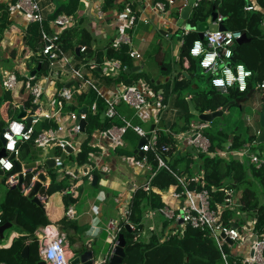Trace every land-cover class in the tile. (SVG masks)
Here are the masks:
<instances>
[{
  "label": "built area",
  "instance_id": "obj_1",
  "mask_svg": "<svg viewBox=\"0 0 264 264\" xmlns=\"http://www.w3.org/2000/svg\"><path fill=\"white\" fill-rule=\"evenodd\" d=\"M175 1L154 2L153 7L157 12H165L166 6H173ZM202 1L212 2L213 0H195L192 7L197 6ZM144 2L146 0H131V5H135L136 9L134 10L130 4L123 9L115 21L119 27L109 43V47L113 50H119L123 46L127 47L128 57L135 61L141 60L142 57L133 48L127 30L135 26L138 20V12L141 11ZM243 10L254 12L261 9L258 6V0H247ZM6 12L10 17L18 14L24 22L25 30L32 24L38 26L39 49L36 52L29 51L19 64L24 67L25 64L30 62L33 63L35 70L37 66H40V69L35 75L30 76V71L24 73L23 70L14 68V70L2 76L1 86L3 90L13 96L24 93V101H29V106L24 110L25 117L23 119H10L2 130L3 149L6 156L0 158V170L4 174L13 171V160L18 161L19 157V144L33 141L35 147L43 151L50 147H56L62 153H65V157L64 160L55 157L53 160L54 166L61 170L63 178L68 179L67 187L60 194L62 197H76L79 184L83 178L91 179L89 175L94 171L108 172L107 166L101 163V159L105 154L102 147H99V156L94 157L92 163L89 160L87 164L79 166L76 171L65 167L67 156L72 154L66 153L65 146H70L73 152H79L80 144L77 141L74 142V139L86 132L89 117L99 115L100 103L103 107L105 123L108 126H101L92 139L97 142L106 139L110 148L117 149L124 146L123 136L128 130L134 132L137 137L143 138L145 143L139 149L143 157L135 155L128 159L134 168L147 172L143 183L135 187V190H142L150 194L153 190L150 183L156 171L159 169L169 171L176 180L175 187L181 189L178 193L174 192L173 197L181 199L183 206L181 213L177 215L167 207L160 208L158 212L167 221L181 222L182 226L208 232L225 261L226 255L223 252L225 238L235 243L240 241V234L237 228L223 224L221 206L212 208L211 195L209 190L206 189L203 177L200 176L199 180L194 179L195 186L192 189L189 180L185 176H179L169 169L165 156L170 152V146L159 145L158 131L155 128L144 130L142 127L132 124L131 121L121 116L117 111L118 106L125 104L141 121H145L151 115V112H154V115L158 118L167 112L169 108L162 93L154 91L146 82L142 81L120 86L111 93L104 92L94 78L95 72L98 71L103 77H117L125 70V67H122L119 60L106 57L101 64L78 61L64 50L60 38L66 30L76 26V17L60 14L46 25L40 0H16L14 3L7 5ZM103 16L104 13L101 7L97 6L96 17L102 19ZM221 23H223V18L217 14L213 24L218 26ZM182 29L183 37L191 30L185 27H182ZM241 37L242 33L240 31L227 29L225 31H205L203 39L197 38L194 40L188 50L189 56L198 61L201 71L211 76L210 86L220 95L226 96L231 90H235L240 94H246L248 91L249 80L252 79L253 73L243 64L236 63L233 59L234 46ZM182 44L183 41L181 40L180 45L182 46ZM85 51L84 46L79 47L80 54L85 53ZM42 65L45 66L44 72H41ZM70 83L71 85H69ZM241 83H243V88ZM256 90L264 91V81L256 86ZM81 94L93 96L92 101L83 107L86 110L85 112H81V109L76 111H64L62 109L63 100L70 102L73 97L75 98ZM149 98L154 100L152 104L149 103ZM27 118H30L29 125L26 123ZM41 118L44 121L54 123L55 127L43 129L35 134L34 130L38 123L42 121ZM81 122H85L83 133L81 132ZM117 122H120V124H117ZM209 125L210 123L207 122H199L184 133L175 135L171 132L168 133L173 139L181 140L187 147L194 149L197 154L219 157L225 160H228L230 155L245 156L255 169L260 170L264 167V151L254 153L252 150V147L256 146L257 138L238 150L231 151L230 144H228L223 147L224 150L211 151L209 140L203 134L204 130L209 128ZM17 129L19 134H17ZM258 135L259 132L256 133V137ZM10 143H12L11 148L8 147ZM11 154L14 155L13 160L9 159ZM149 154H152L156 161V169H153L148 162L147 156ZM6 165H11V167H6ZM22 173L25 178L27 173L24 171ZM35 180L36 175L32 177L28 187H22L24 195L31 190ZM5 183L9 187H15L18 184V175L14 174L7 177ZM230 196L231 192L227 193L223 204L232 202ZM39 197L42 202L45 200V197L41 195ZM115 201L118 202V199ZM129 207L130 205L123 212L124 224H128ZM64 217L68 221L76 219V211L72 204L67 206ZM124 224L109 222V229L112 231L110 240L113 245L117 236L121 234ZM255 224L256 220L253 222V225ZM35 235L38 239L40 261L45 264H70L64 235L50 225L38 228ZM240 261L242 264H264V238L262 236L255 234V240L250 245V255Z\"/></svg>",
  "mask_w": 264,
  "mask_h": 264
},
{
  "label": "crops",
  "instance_id": "obj_2",
  "mask_svg": "<svg viewBox=\"0 0 264 264\" xmlns=\"http://www.w3.org/2000/svg\"><path fill=\"white\" fill-rule=\"evenodd\" d=\"M13 1L16 0H0V27H2V31L0 32L1 90L3 89L1 86V80L2 76L5 73L14 70V68L23 70L24 73L35 70L33 63L29 62L28 64H25L24 67L19 64L25 54H27L29 51L33 52V49L29 48V46L25 44L24 36L27 30H25L23 20L18 16V14H14L10 17L6 12L7 14L5 13L4 16L2 15V11L6 9L8 4L14 3ZM155 1L158 0H146V2L142 4L141 11L138 12V20L136 21L135 26L132 29L127 30V33L130 35L133 48L141 54L142 59L139 61H135L129 58L128 64L130 67H125V71L133 67H139L140 70L138 72L127 74H129V76L133 79L136 78L137 74H139L140 71H143L150 77V82L158 85L162 83H167L168 81L172 80L175 76H177L178 73L185 76L186 70L189 68L188 59L180 58V50L182 48V46L180 45V41L183 37L182 27L184 26L179 27L177 24L181 12H179V10L182 9L187 0H176L173 6H166L165 12H157L154 9L153 4ZM40 2L42 4L43 15L46 20V25L50 20L53 19L52 15L58 8L62 7L63 5L69 4L70 8L72 7L74 9L73 13L66 14L63 11L61 12V14L76 17V26H80L86 29V31L92 36L93 50H101L104 54L106 52L107 47L109 46V43L115 36L117 28L119 27V25L117 26V24L115 23L116 19L118 18L119 14L122 13L123 9L128 4H130L129 2H131V0H111L110 3H107L105 0H40ZM160 2L165 3L164 1ZM105 4L106 6L107 4L109 6L106 8ZM97 6H100L101 10L104 13L102 19H98L96 17ZM133 8L134 10L136 9L135 6H133ZM190 31L194 30L192 29ZM39 46H37V50L39 49ZM169 54L170 69L166 67L163 63L165 59H167V55ZM79 55L80 53L76 54V56ZM104 58L105 56L103 57V59ZM89 62L94 61L90 60ZM96 73L100 75L98 71ZM94 78L97 80L98 84L101 86L104 92L111 93L116 88H119L120 86H125L123 82H109L108 77H103L102 75L100 77L94 75ZM162 87L157 88V92H160L161 90L163 91ZM257 92L259 93L262 99L261 91L257 90ZM87 96H91V99L88 102L90 103L93 99V96L89 94H87ZM24 97V93H20L19 95L13 96L9 92H6L4 90L1 91L0 122H3V128L6 125L7 121H9L10 119H17V115L19 114V107H22L23 110H26L28 108L25 107L28 101H24ZM165 97V102L168 103L169 108L167 112L163 113L162 116L158 118H156L154 112H151V115L148 116L145 121H141L125 104H121L120 106H118L117 111L121 116L131 121L132 124L138 125L144 130H152L155 128L159 134H167L168 132H171L173 135L181 134L200 122L198 119L197 122H194L192 118H189L185 114L183 102L177 100L175 95H168L166 93ZM11 100L12 104L9 102ZM1 101H3V104H1ZM148 101L150 104L154 102L152 98H149ZM185 101L187 102L189 109L188 102L190 101V98L188 96L185 97ZM246 103L242 104L241 109H239L237 105L234 106H236L237 109L241 111L243 106L245 108L247 107ZM83 104L84 105L81 104L82 106L80 107V109H83V107L87 105L86 103ZM262 106H264L263 101L259 106L255 105L252 107L253 110L259 113L256 117H254L253 122H250L249 117L245 118V123L251 125V133H248L247 137L252 136L253 138H257L256 133H260L261 131V127L259 124V115ZM10 107H12L14 111H17V114L14 118L8 117ZM99 108L100 112L98 116L100 118V116L103 115V107L100 103ZM227 112L225 114H227ZM100 121L102 124L105 123V120L100 119ZM117 124H120V122H117ZM175 124V130H177V133H173V131H171V128ZM233 127V130L235 131L237 137L240 140L246 138L243 133L245 130L243 125L240 128L236 125ZM96 131H98V129L94 130L90 134L89 143L90 146L95 149V152L92 153L90 163H92L91 161L94 157L99 156V147H102L105 150V154L101 159V163L102 165L107 166L108 172L103 173L100 171H94L91 172L89 175L91 179L85 177L81 180L76 195V201L74 204H72L76 211V219L72 221H68L65 219L66 222L61 223V220L64 216L65 207L63 204V197L60 193L55 194L50 198H45L42 203L45 207L44 209H46L47 211L48 219L50 221L49 225L54 227L60 234L65 236L66 247L70 259L73 258V256L77 255L79 250H89L93 252L94 264H103L104 262V264H108V259L111 250L114 247L113 243L110 240L112 231L109 229V222L112 221L117 222L119 224H124L123 212L131 204L133 195L136 191L135 187L143 183L144 179L147 176V172L134 168L128 160L132 156H135L134 151L137 148L139 140L141 139L140 137H135L131 145H129L125 141L124 146L120 147L127 150V152L131 153V155H119L115 152L116 149H112L108 146V141L106 139H102L99 142L92 139L93 136L96 135ZM84 134H86V132ZM82 135L75 137L74 139V142L77 141L80 144L79 150L81 148V143L86 138L85 136L81 137ZM173 140L175 141L176 151L174 153L175 155L172 156L171 159L174 157H179L188 158L191 162H195L197 160V155L199 154H197L194 149L187 147L185 143L181 140ZM228 144L230 143H225L223 147ZM258 145L259 144L256 143V146L254 147L255 150L259 149ZM221 150L224 149L222 148ZM259 150L264 151V148ZM76 153L77 152H72L71 155L67 156V160L65 162L66 168L73 169L75 171L79 169V166L76 164V162H72L69 159L72 155L75 157ZM61 155L62 151H60L58 148L50 147L46 151H43V153L39 155V159L35 161L40 164V167L36 171L32 172L35 173L34 175L38 174V172L41 171L40 168L44 169L46 182L42 185V187L49 183V172L51 170L47 168V166L44 164V161H46L47 159L54 160L55 157L61 158ZM168 160L170 159L168 158ZM228 160H234L242 165L253 167L245 156L230 155L228 157ZM21 163L24 164L23 162ZM53 169H55V172L58 173L57 180H63L64 178L62 176L61 170L55 167ZM93 176H97V181L94 184L92 179ZM200 176H204L202 171H193V176L190 177V179L193 178V180H199ZM185 178H187L186 175ZM85 185L91 188H97L96 195H93L94 199H90L86 196V194L82 195L81 189ZM23 186L25 187L24 183L22 184V187ZM180 190V188H176L175 184H173L170 185L166 190L162 191L154 187L152 193L157 194L160 197V201L163 204V206L160 208L167 207L170 210L174 211L177 215L181 213L183 201L181 199L174 198L173 193H178L180 192ZM230 192V199L232 202L230 204H216V206L222 207L221 217H223L226 211L231 213V218L229 220L231 221L232 225H235V228L238 229L240 234V241L235 243L230 241L231 244L225 241V243L223 244V252L226 255V260L224 261L225 264H227L228 257L237 259L238 261L248 257L250 255V245L255 240V234L264 238V233L259 234L255 229V225H253V222L257 220L254 213L243 212L240 210L241 191L237 192L235 190H229L227 193ZM116 199H118V202L115 201ZM160 208L152 209L147 207L143 211L141 219L142 227H139L140 229L137 230V233L134 234L133 240L135 242H141L142 244L146 245L149 244L150 241L155 239V241H158L159 244H162L163 242H165V240H168L170 237H183L187 227L182 226L181 222L167 221L165 219L159 220L158 217L163 218V216L158 212ZM104 222L105 224L103 225ZM164 222H166V225H163ZM126 224H124V227ZM128 225L132 226H130V230L131 232H133V230L135 229V224L129 222V215ZM12 228H14L15 230H12L7 236V238L4 233L3 239H0V248L9 247L14 238L19 235L17 227ZM102 232L106 234L104 242L100 243L99 246L95 247V250L92 249V247L96 245L94 240L97 239ZM5 238L6 241L2 243L1 240H4ZM83 238H85L86 240H84ZM95 251H97L98 253L97 259H94Z\"/></svg>",
  "mask_w": 264,
  "mask_h": 264
},
{
  "label": "trees",
  "instance_id": "obj_3",
  "mask_svg": "<svg viewBox=\"0 0 264 264\" xmlns=\"http://www.w3.org/2000/svg\"><path fill=\"white\" fill-rule=\"evenodd\" d=\"M110 3L111 0H105ZM167 0H158L155 2ZM15 2V1H13ZM131 5V2H129ZM76 4V3H75ZM247 0H213L212 2L202 1L197 6L192 7L188 16L187 24L194 28L197 24L205 22L207 18L214 12L221 15L223 18V25L227 30L240 31L245 35L246 41L236 44L233 49V59L236 63L243 64L248 70L253 73L252 79L249 80L248 91H257L256 86L264 81V0H258L260 11L245 12L244 6ZM109 5L105 4L107 8ZM135 6V5H131ZM7 9V7H6ZM6 9L2 11L4 16ZM73 8L69 4L63 5L58 8L52 15L53 18L60 15L61 12L72 14ZM7 14V13H6ZM2 16V17H3ZM6 22V20H5ZM5 25V23H4ZM2 27H0V32ZM198 38L195 31H190L183 39L182 48L180 50V58L188 59L189 68L186 70V75L179 74L167 83L156 85L152 82H146L154 91L162 86V95L165 101V94L175 95L177 100L182 101L184 104L185 114L189 117H195L188 109L185 97H189L195 110L199 113L213 112L224 106L232 100H240L246 94H240L235 90H231L226 96L220 95L215 91H202L196 83V79L202 74L199 68L198 61L189 56L188 50L194 40ZM25 44L37 51V46L40 44L39 29L37 25H31L27 28L24 36ZM61 44L67 52H69L78 61L89 62L93 60L97 64H101L103 57L108 59H117L120 61L122 67L129 68V57L127 54V47H121L119 50H113L109 46L103 54L101 50H93V38L86 31V29L75 26L66 30L61 38ZM86 48L85 53L76 56L75 48ZM45 66H41V72H44ZM95 75L98 73L95 72ZM109 82H123L125 85H131L138 80L131 78L129 74L123 70L116 78L108 77ZM209 83V82H208ZM210 84V83H209ZM195 87V88H194ZM166 93H165V92ZM215 93V94H212ZM262 101L264 102V91H261ZM91 96L84 94L73 97L71 101L66 102L63 100L64 111L79 110L83 103H88ZM82 104V105H81ZM29 106V101L25 107ZM86 131H89L88 136L81 143L79 152L75 155L74 161L78 166L87 164L90 160L92 153L95 149L90 146V134L94 130L99 129L101 126L107 127L108 124H101L99 116L89 117ZM222 118L215 119L210 123L209 128L204 130L203 134L209 140L210 150L222 149L223 145L227 142L230 143V149L236 150L242 148L244 145L249 144L254 138L247 137L240 140L233 128L225 129ZM55 124L52 122L41 121L36 126L34 132L37 134L43 129L54 128ZM173 133H177L176 124L171 128ZM3 130V122H0V133ZM91 130V132H90ZM137 137L134 132L128 130L123 136L124 142L131 145ZM159 145L170 146V152L165 156V161L169 169L178 174L185 176L190 182L193 189L195 186L193 178V171H202L203 180L206 189L209 190L211 195V206L216 207V204L223 203L227 197L229 190L241 191L240 210L243 212L254 213L257 218L255 229L259 234L264 233V168L257 170L254 167L242 165L234 160H225L219 157H210L208 155L199 154L197 160L191 162L188 158L174 157L176 147L175 141L172 136L167 133L159 134ZM19 159L28 160L27 164L33 163L38 160L39 156L36 154L38 150L33 141L19 144ZM1 149V143H0ZM115 152L119 155H131L124 148H117ZM148 162L153 169H156V161L152 154L148 156ZM168 158L170 160H168ZM19 161V160H18ZM19 163H21L19 161ZM22 164V163H21ZM192 167V168H191ZM35 173H27L24 178V185L28 187L32 177ZM50 181L44 185L40 190V195L47 198L55 194H59L68 185V179L57 180V175L50 174ZM176 183L172 174L165 170L159 169L156 171L151 180L150 185L159 190H166L170 185ZM263 200V201H262ZM76 197L70 196L63 197V204L65 210L69 204H74ZM163 204L157 194H147L142 190L135 191L132 202L130 204L129 222L135 224L133 232L128 233L123 225V234L125 239L123 264H225L217 249L213 238L210 237L206 231H200L187 227L183 237L177 236L170 237L162 244L158 241L152 240L149 244H142L133 240L134 234L142 227L141 219L143 211L149 207L158 209ZM33 204L22 192L16 188L9 187L4 193L3 199L0 202V220L1 224L10 222L17 219L18 236L14 238L9 247L0 248V264H37L40 261L38 250V239L35 235L38 228L49 225L47 211ZM64 210V212H65ZM231 213L226 211L221 217L222 222L226 226H231L229 220ZM63 216L61 223L66 222ZM67 220V219H66ZM68 222V221H67ZM166 225V222L163 223ZM27 245L29 249L28 258L21 257V251ZM82 250H79L80 253ZM240 261V260H239ZM237 259L231 257L227 258V264H242Z\"/></svg>",
  "mask_w": 264,
  "mask_h": 264
},
{
  "label": "water",
  "instance_id": "obj_4",
  "mask_svg": "<svg viewBox=\"0 0 264 264\" xmlns=\"http://www.w3.org/2000/svg\"><path fill=\"white\" fill-rule=\"evenodd\" d=\"M194 2H195V0H187V2L182 7L181 12H180V16L178 19V23H177L179 27L184 26L187 29H191V30L193 29L197 33V36L200 40L203 39V33L205 31L214 32L216 30H221V31L226 30V28L224 27V25L222 23L219 24L218 26L213 24V22L215 21V19L217 17L216 12L212 13L211 16L209 18H207V20L205 22H201V23L197 24L194 28H192L190 25H188L187 24L188 16L191 12V9H192ZM245 41H246L245 35L242 34V37L240 40L237 41V44L243 43ZM75 52H76V54H79V47L76 48ZM39 69H40V66H37L36 70L30 72V76L35 75L36 72L39 71ZM139 70H140L139 67H133V68L127 69L126 73H135V72H138ZM210 79H211V76H209L207 78L208 81ZM69 85H71V84H69ZM252 93H253L252 91H249L247 93V95L240 100H232V101L226 103L221 108L217 109L216 111L202 113V114H199L194 109L191 102L189 101L188 102L189 110H190V113L193 114L194 116H196L200 122L212 123L215 119L222 118L223 115L228 111V109L231 106L237 105L238 108L241 109L242 104L246 103L247 99L251 98ZM80 111L85 112L86 110H85V108H83ZM24 117H25V112H24L22 107H19V114L17 115V119H23ZM100 119L104 120V116L101 115ZM41 120L43 121L44 119L41 118ZM26 123H27V125L30 124V118L26 119ZM259 124L261 127V131H260L259 135L257 136L256 143L257 144H263L264 143V106H262V109H261V112L259 115ZM80 126H81V132L83 133L84 129H85V122H81ZM0 143H1L0 158H1V157L6 156V153L3 149L4 141L2 139V132L0 133ZM144 143H145L144 139L141 138L138 142L137 148L134 151V154L137 155L138 157H143V154H142V152L139 151V149ZM65 151H66V153H69V154H71L73 152L72 148L68 145L65 146ZM64 157H65V153H62L61 159L64 160ZM13 158H14V155L11 154L9 156V159L13 160ZM13 163H14L13 171L11 173L4 174L0 170V176H4L5 178H7L11 175L17 174L18 175V184L14 188H16L18 191L22 192V184L24 183V177H23L22 172L24 171L25 173H32L40 167V164L37 162H33L30 164H24L23 165V164L19 163L17 160H13ZM44 164L47 166L48 169H53L55 167L53 159H47L46 161H44ZM40 170L41 171L38 172V174H36V180L33 183L31 190L25 196L33 204H35L38 207L43 209V203L39 197V191H40L42 185L45 184L46 177L44 175V169L40 168ZM92 179H93V184H94L97 181V176H93ZM17 226H18V224H17L16 218L10 222L0 224V239H3L4 233L6 231L10 230L12 227H17ZM232 227L235 228V225H232ZM125 230L128 233H131L130 226L128 224L125 225ZM225 241L227 243L231 244V242L227 238H225ZM124 247H125L124 236L122 234H119L117 236L116 241H115L114 247L111 250V253H110V256L108 259V264H122V261L125 257ZM28 253H29L28 246L25 245L21 251V257L23 259H27ZM37 264H45V263L42 261H39V262H37ZM70 264H94L93 252L89 251V250H82L80 253H78L77 255L73 256V258L70 259Z\"/></svg>",
  "mask_w": 264,
  "mask_h": 264
},
{
  "label": "rangeland",
  "instance_id": "obj_5",
  "mask_svg": "<svg viewBox=\"0 0 264 264\" xmlns=\"http://www.w3.org/2000/svg\"><path fill=\"white\" fill-rule=\"evenodd\" d=\"M169 62H170V54L169 55H167V59H165V61L163 62L164 64H165V66L166 67H168L169 69H170V64H169ZM204 72H202V74H200L199 75V77L195 80L196 81V83H197V85L199 86V89L200 90H202V91H206V90H208V91H214L212 88H211V86H210V84L208 83V81H207V78H208V76L209 75H207V74H203ZM136 80H138V81H144V82H150L151 81V79H150V77L146 74V73H144L143 71H140L139 72V74H137V76H136V78H135ZM97 81V80H96ZM149 86V85H148ZM3 90V89H2ZM1 88H0V94H1ZM165 92V91H164ZM162 93V92H161ZM217 93V92H216ZM212 94H215V93H212ZM10 100V99H9ZM3 101H1V104H3L2 103ZM11 104H12V100L11 101H9ZM247 103V107L245 108L244 106H243V108H242V110L240 111V110H238L237 109V107L236 106H231L229 109H228V112H227V114H225L224 115V119L223 120H221L222 122H223V124H225V126H224V128L227 130H229V129H231V128H233V126H239V128L240 127H242V125H243V127L245 128V130H244V136L247 138V135H248V133L250 134L251 133V125H248L247 123H245V118L246 117H249L250 118V122L252 121H254V117H256L259 113H257V111H255V110H253V106H255V105H260L261 104V102H262V99H261V97H260V95H259V93L257 92V91H255L254 93H253V95L251 96V98H249V99H247V101H246ZM16 114H17V111L15 110H13V108L12 107H10V110H9V112H8V117L9 118H14L15 116H16ZM192 120H194V122H197V118L196 117H192ZM245 123V124H244ZM90 132H91V130H90ZM88 134H89V131H86V134H84V135H82L81 137H83V136H85V137H87L88 136ZM258 148L259 149H263L264 148V144H259L258 145ZM259 149H254L253 147H252V150H253V152L254 153H256V151L257 152H260L261 150H259ZM43 153V150L42 149H38V150H36V154L39 156L40 154H42ZM39 159V158H38ZM72 162H74V156L72 155L71 156V158H69ZM18 160L20 161V162H23L24 164H27L28 163V160H21V159H19V157H18ZM23 164V165H24ZM50 174H55V175H57L58 173L57 172H55V169H51L50 170ZM87 184V183H86ZM8 189V186L5 184V177L4 176H0V202L2 201V197H3V195H4V193L6 192V190ZM96 191H97V188L96 187H93V188H91V187H88L87 185H85L82 189H81V193H82V195H85L86 194V196L87 197H89L90 199H94V197H93V195H96ZM96 202V201H95ZM158 219L159 220H163L164 219V217L162 218V217H158ZM105 224V222L103 223V225ZM12 230H15L14 228H11L10 230H8V231H6L5 232V236H6V238H7V236L10 234V232L12 231ZM105 236H106V234L104 233V232H102L100 235H99V237L97 238V239H95L94 240V242L96 243V245H94V247H92V249H94L95 250V247H97V246H99V244L100 243H103L104 242V238H105ZM6 238L4 239V240H1L2 241V243H4L5 241H6ZM84 240H86L85 238H83ZM97 251H95V255H94V259H97Z\"/></svg>",
  "mask_w": 264,
  "mask_h": 264
},
{
  "label": "clouds",
  "instance_id": "obj_6",
  "mask_svg": "<svg viewBox=\"0 0 264 264\" xmlns=\"http://www.w3.org/2000/svg\"><path fill=\"white\" fill-rule=\"evenodd\" d=\"M215 83H222V82H215ZM241 87L243 88V83H241ZM17 134H19L18 129H17ZM9 139H11V137H9ZM8 147L11 148V147H12V143H10V144L8 145ZM6 167H11V165H6Z\"/></svg>",
  "mask_w": 264,
  "mask_h": 264
}]
</instances>
